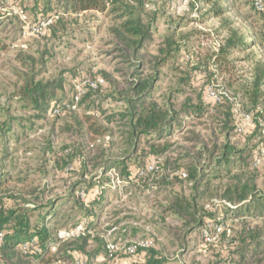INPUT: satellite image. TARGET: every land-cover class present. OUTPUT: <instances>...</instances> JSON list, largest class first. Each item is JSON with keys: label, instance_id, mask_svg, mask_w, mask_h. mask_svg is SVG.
Segmentation results:
<instances>
[{"label": "rangeland", "instance_id": "1", "mask_svg": "<svg viewBox=\"0 0 264 264\" xmlns=\"http://www.w3.org/2000/svg\"><path fill=\"white\" fill-rule=\"evenodd\" d=\"M0 1V40L6 45L0 51V124L11 121V133L16 137L9 146L12 175L21 178L25 171L30 173L27 186L12 184L16 186L8 195L12 199L2 202L7 209L32 208V225L45 219L55 239L59 232L79 225L91 230L94 236L84 252L74 250L77 240L59 242L57 237L56 252L48 249L44 257H60L66 248L87 264H127L122 246L151 239V250L164 257L166 264H233L237 259L235 242L242 227L247 222L263 226L264 210L260 219V211L252 205L250 214L254 217L247 220L244 208L239 214L231 212L225 216L224 206L217 207L214 212L226 234L213 233L214 240L205 241L203 228L194 227L189 218H180L171 206L177 198L189 201L201 191L204 195L197 200V206L208 205L210 200L221 199L224 189L236 183L234 179L253 180L256 191L264 195V160L257 168L250 160L264 148V119L259 124L240 123L241 114L251 112L245 100L240 101L241 88L251 80L253 63L264 60V53L257 46L262 24L251 0H212L209 4L206 0H127L135 17L149 25L147 39L136 56L126 49V41L121 42L120 25L127 19L121 18L125 7L122 1L103 15L93 11L65 15L63 0L59 6L58 0H52L43 11L55 9L51 14L56 21L60 20L41 38H22V24L12 9L20 7L28 21L34 23L35 16L45 7L42 1ZM214 1L221 2L229 12L214 17L210 12ZM232 31L236 32V39L243 38L255 45L221 54L227 39L233 36ZM168 38L172 39L174 52L165 66L157 68L158 51L167 48ZM31 74L43 84L60 82L61 88L55 91L57 103L70 100L76 79L101 77L104 86L72 116L51 118L20 100V90ZM144 77H154L153 98L158 104H167L176 115L168 136L164 134L158 142H146L148 138L142 136L133 152L125 145L127 119H123L125 103L120 92L135 79ZM211 92L219 99L216 103L210 99ZM199 101L209 107L215 105L216 110L197 120L186 116L185 109ZM238 104L243 106L242 110L237 108ZM259 107L261 111L263 103ZM83 113L107 130L102 138L91 139L85 129L76 125ZM235 125L243 126L242 133H237ZM165 143L169 150L155 158L150 145ZM225 145L237 157L247 159L240 162L232 156L229 175L205 152L215 147L218 155ZM70 148L74 158L64 166L62 158ZM120 158L127 159L130 175L138 169L142 171L146 164L161 163L162 167L145 180L138 176L127 178L117 165L103 170L105 161ZM192 160L203 167L205 176L214 171L211 175L219 174L220 178L195 190L185 178L175 179L179 170L165 166V161L181 164ZM83 161L85 167H81ZM93 195L101 197V203L85 211L81 205ZM246 205L244 202L238 206L241 209ZM107 243L118 247L112 257L106 255Z\"/></svg>", "mask_w": 264, "mask_h": 264}, {"label": "trees", "instance_id": "2", "mask_svg": "<svg viewBox=\"0 0 264 264\" xmlns=\"http://www.w3.org/2000/svg\"><path fill=\"white\" fill-rule=\"evenodd\" d=\"M36 1H42L45 7H43L42 10L39 11L38 15L35 16L34 23H38L43 18L53 16L51 12H55V9H49L51 10L49 12L43 11L52 0ZM61 1L62 0H58V6ZM121 1L125 4L124 12L122 13L123 15L121 18H127L126 21L120 25V28L122 29L121 42L126 41V49L131 51L133 56H136L142 50L143 43L147 39L149 25L142 23L139 16L135 17L133 13L134 8L129 5V3H127V0H63L64 14L76 15L93 11L103 15L107 12L108 8L115 6ZM128 1L130 2L132 0ZM133 1L140 2V0ZM206 2L209 4L212 3V0H206ZM212 6L213 7L210 12L213 13L214 17H221L225 13L229 12L227 7H223L222 3L219 1H214ZM257 14L259 15L262 24L257 46L260 48V50H262V53H264V13ZM59 20L60 19L57 21L55 20L52 26L57 24ZM226 25H228V23H226ZM52 26H50L45 31V34L48 33ZM232 33L233 36L227 39L225 43V49L220 50L221 54L229 55V52L232 50H237L238 48L243 50L255 45L254 43L252 45L248 44L243 38L236 39V32L232 31ZM165 44V47L167 48L159 49L158 51L159 57L156 58L157 68H162L165 66L166 61L170 58L171 53L174 52V50H172V39L168 38L165 41ZM5 48L6 45H4L0 40V51H3ZM153 83L154 77L135 79L131 82V84L128 85L127 88L120 92V95L123 97L125 103V115H123V119H127V131L124 133V135L126 134L125 145L133 152H136L138 149L140 137L146 136L148 138L146 139V142H158L162 139L164 134L168 136L171 132V129H173V123L175 121L173 117L176 115V113H174L172 109L167 108V104H158L156 102L152 95V91H154ZM59 88H61L60 82L43 84L41 82H36L34 76L31 74L26 77L24 86L20 90V100L27 101L30 105H32L34 110H38L47 117L61 118L72 116L75 112L67 111L64 107V103H67L70 100L63 103H57L55 100V91ZM101 88L95 92H89L81 100L78 107L82 105V103L86 102L93 93H98ZM263 88L264 60H256L253 63L251 80L242 86L241 92L239 94L241 97L240 101L245 100V104L251 108V112L247 113L250 115L251 124H259L258 121L260 119H264V108L259 111V105L262 103L264 105ZM210 99L213 101V103H216V100L213 97H210ZM57 106H60V113L58 115H52L51 108ZM210 106L212 107H209V105H205L199 101L197 105L187 107L185 109V115L191 117L194 120L200 119L204 117L205 114L212 113L214 110H216L215 105ZM236 106L240 110L243 109L242 105L238 104ZM228 110L230 111V109ZM227 114L229 117L230 113ZM78 119H76V125L80 129H85L91 139L95 137L102 138L107 132L106 129L96 123V120L91 115L83 113V115ZM240 123L243 124L241 120ZM238 126L239 125H235V130ZM11 132V121L6 120L0 124V235L2 236V240L0 241V260L2 264H49L57 261L67 263L72 261V264H74L76 261H80L84 264H87L86 260L79 259V255H77L79 257L77 258L75 253L73 254V251H68L66 248L61 251L62 255L60 257L45 258L44 255L48 251L49 247L56 242L55 237H53L54 231H51L47 228L45 219L32 225L30 221L32 208L24 206L21 209H7L5 204L2 202L5 198L12 199L13 196H8L13 191L12 188L16 187L12 184H19V186L21 185L22 188H25L27 186V180L30 178V173L28 171H25L23 177L21 178L12 175L10 168L11 158L9 146L11 140L16 137L13 136ZM213 148L214 149L207 148L205 152L210 153V156L215 158L214 163L217 164V166H223L227 175L232 172L230 169L232 164L230 158L232 156L240 160V162L245 160L242 156L237 157L235 155V151H233V149L227 145L220 149L218 155H216L217 149L215 147ZM150 149L151 153L156 156L155 158H157L167 152L169 150V146L167 143H165L163 146L152 144L150 145ZM65 152L66 156L62 158L64 166H66L68 162H71L74 158V155L71 153V148L67 149ZM259 152H256L252 158L250 157L252 162L255 160ZM199 156L203 157V154H200ZM245 161L247 162V159ZM109 162H111L110 159L104 163V165L106 164L103 168L105 172L109 168L115 167V165L122 168L121 174L127 176V178H134L139 172L138 169L134 174L130 175L128 170L129 168L127 167V159H117L114 162L112 161L110 165L108 164ZM132 162L135 165L138 164L137 160H132ZM85 165L86 161H83L81 167H85ZM170 165L174 167V171L179 170L180 172L175 175V179L182 181L181 174H185V179L191 183L192 188L195 190L200 189L202 184H205L207 187L211 181H215L220 178L219 174L211 175L214 171L207 173V176H205L206 174L204 173L205 171L203 170V167H201L200 164L195 160L181 164L178 162L171 163L165 161V166H167V168ZM146 166L147 164L145 167ZM161 167L162 164L160 163L158 168ZM148 177L149 174L139 179L145 180V178ZM234 180H236V183L231 184L224 189L221 199L210 200L208 205L204 204L202 207H199L197 206V200L202 198L204 195V192L201 191L197 193V197H193V199L189 201L177 198L173 201L171 210L180 218H189V220L192 221L191 223L194 224V227L201 226L202 228H205L207 224L210 223H214L213 225L222 227L219 223L218 216L215 215L214 212V209L219 206H224L225 216H227L228 213L231 214V212L239 214L244 208V210L247 212L245 218L248 220L249 218L254 217L252 214H250V207L253 205L257 207L256 210L260 211V219H262V211L264 210V195L256 191L254 181H242L240 179ZM24 193L28 194L31 192L28 191V193ZM6 195L8 197H6ZM244 202H247L248 205L240 209L238 205L243 204ZM100 203L101 197L93 195L87 197L85 203H83L81 207L85 211H88L90 207L94 205H100ZM227 205L235 206L236 209H230ZM224 215L221 216L224 217ZM207 218L210 221H206ZM257 219H259V217ZM257 219H254V221L256 222ZM51 220L55 221V219ZM224 234H226V231L223 230L222 227V235ZM89 239V236L75 239L78 241V243H75L77 244V248L74 250L84 252L85 246ZM30 240L35 241L34 247L30 250H23L21 245ZM105 252L108 256L106 247ZM234 254L237 259L234 262L232 261L233 264H264V223L263 226H259L253 224L251 225L249 222H247L242 227L235 242ZM127 263L166 264L167 260L149 248L139 250L133 256H127Z\"/></svg>", "mask_w": 264, "mask_h": 264}, {"label": "built area", "instance_id": "3", "mask_svg": "<svg viewBox=\"0 0 264 264\" xmlns=\"http://www.w3.org/2000/svg\"><path fill=\"white\" fill-rule=\"evenodd\" d=\"M9 1L6 0V4ZM3 3L0 1V5ZM251 4L253 9L257 13H264V0H251ZM12 12L14 16L20 21L22 24L21 26V36L22 38H28V37H36V38H41L44 36L45 31L52 26L53 22L56 20L55 16H51L48 18H43L40 20L38 23H30L27 19V15L23 9L20 7H14L12 9ZM21 48H24V45H20ZM104 86V80L100 77H96L95 79L88 80V79H81V80H74L72 84V94L70 97V101L67 103H64V107L67 111L70 112H75L78 109V105L81 102V100L89 93V92H95L99 88ZM211 97H213L216 101L219 99L214 93L209 94ZM60 113V106L57 107H52L51 108V114L52 115H58ZM244 124L250 125L251 124V118L249 114H241V119H240ZM242 127L243 126H238L236 131L238 134L242 133ZM264 160V148L260 149L259 154L256 156L255 160L253 161L252 165L253 167L257 168L261 161ZM158 166L156 163H152L150 165H147L142 171H139L137 173L138 178H142L146 176L147 174H153L157 172ZM182 178H185V174H181ZM80 197H84L83 194L80 195ZM230 209H236L235 206H230L227 205ZM203 238L205 241H210L211 238H213V233L218 235L220 232H222V227H219L218 225H210L207 224L205 228L201 231ZM84 236H89L90 238H93V232L82 225L77 226L75 229H71L68 231H62L59 232L57 237L59 242H65L68 240H75L80 237ZM57 237H56V242L52 244L49 247V250L51 252H56L57 250ZM2 240V236L0 235V241ZM214 240V238L212 239ZM35 245L34 240H30L28 242H25L24 244L21 245L23 250H30L33 248ZM153 247V240L151 239H145V240H139L133 243H130L129 245H123L122 246V252L126 256H133L137 251L143 250V249H149ZM106 250L108 253V257H112L113 254L118 252V247L116 244L113 243H107L106 244ZM74 264H84L80 261H76ZM131 264V263H127Z\"/></svg>", "mask_w": 264, "mask_h": 264}]
</instances>
